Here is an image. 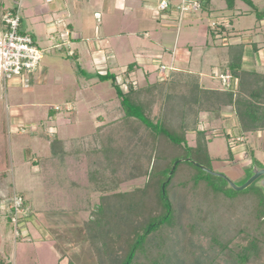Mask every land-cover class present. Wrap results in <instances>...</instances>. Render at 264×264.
<instances>
[{
  "label": "trees",
  "instance_id": "trees-1",
  "mask_svg": "<svg viewBox=\"0 0 264 264\" xmlns=\"http://www.w3.org/2000/svg\"><path fill=\"white\" fill-rule=\"evenodd\" d=\"M225 3L231 9L235 0ZM252 10L256 20L264 19V13ZM230 24L229 19L207 29L213 39L238 35ZM225 45L230 56L221 73L228 70L231 79L218 88L201 86L196 73L171 64H163L164 77L144 86L130 80L133 62L127 64L122 82L114 72L97 73L98 82L109 80L114 88L118 106L113 110L119 117L96 127L100 144H84L80 156L74 155V148L68 153L79 163L88 153L94 155L85 172L97 203L83 223L94 264H264V194L259 188L235 200L234 190L219 185L221 177L189 161L185 169L177 162L168 176L178 158L211 161L203 158L208 154L202 140L205 131L199 127L202 112L220 118L223 108H231L236 122L231 126L238 137L264 133V71L243 65L246 43ZM4 125L0 121V178L7 167ZM188 132L195 134L194 145L187 140ZM167 146L170 151H165ZM138 178H144L140 185L121 188ZM13 194L28 205L22 194Z\"/></svg>",
  "mask_w": 264,
  "mask_h": 264
},
{
  "label": "rangeland",
  "instance_id": "rangeland-1",
  "mask_svg": "<svg viewBox=\"0 0 264 264\" xmlns=\"http://www.w3.org/2000/svg\"><path fill=\"white\" fill-rule=\"evenodd\" d=\"M57 1L21 0L24 14L25 10H32L34 6H40L48 12H54L55 15L53 14V19L51 18L54 26L51 25V28L44 27L47 19L39 18L43 20L41 21V28L43 29L39 30L33 27V24L30 22L31 18H27L28 15H25V29L28 34L32 35L37 47L43 53V57L39 63L41 74L39 70L32 72V82L26 81L23 84L21 82L6 84L0 79V121L6 125L14 121L16 124L15 132L19 128L25 132L22 136L9 132L7 136V167L5 176L0 178V201L10 198L14 192L20 193L26 199L28 198L27 204L32 206V208L46 207V213L49 215L48 220L54 218L60 219L64 223H71L69 226L72 232L75 228L72 226V220L76 223L81 218L85 219L86 217H82L85 216V211L73 209V213L67 214L68 209L63 211L59 208L62 205L69 208L79 207L80 204L85 203V196H87L85 193H88L90 190L88 187V191L85 190V185L88 186L89 182L84 171L87 169L86 162L88 158H92L94 155L88 153V156H85L86 162H83V165H85L84 168L86 169L81 173L80 170L82 171V168L75 169L76 164L79 163V158H57L54 169V163L50 161H54V159L50 156L59 154L62 151L61 156L68 157V153L73 148L74 155L80 156L84 144H88V142H90L89 145L92 143L95 145L100 144V138H98L100 134H97V125H103L108 120L114 121L119 117L118 113H115L113 110L114 107L118 106V101L115 98V90L110 81L98 82L95 87L91 85L92 78H96L97 73L103 74L105 72L101 68V64H99L101 62L97 61L101 58L105 62L111 60L107 53L96 56L92 54L93 48L98 47L96 44L98 39L104 38L103 43L106 47L112 49L111 57H115L118 63L133 62L138 66L136 80L139 84L138 82L136 83L139 86L147 84L143 76V71L146 67L154 68L159 63L169 65L171 62V58L168 56L170 51L163 50L165 48L169 47L172 52V48L175 46L174 53L176 54V59L173 65L184 69L185 55L189 53L187 43L192 46L191 54H194L192 57H199L200 55L201 64L198 63L195 67L193 66L194 69L204 72L208 71V73L209 71L212 73L221 72L224 62H227L230 56V52L228 54V46L225 44L235 43L236 41L243 42L245 39H248L254 43H259L264 48V23L260 24V21L256 20L255 13L252 10L256 7L257 10L264 13V0H251V5L243 0H235V7L230 10L225 8L224 0H213L212 5L216 8L217 12L211 14L210 17L204 15L203 19L198 17L193 22H187V18H185L181 21L178 29L177 21L174 18L167 17V22H171L169 25L165 24V19L160 20V17L166 18V15L157 11V4L154 1L152 2V0H148L149 3H144L143 9L139 7L138 1L131 0V6L136 7V10L124 14L125 10L123 7L126 5L123 2L124 0H64L66 4L59 9L60 11L49 10L52 5L58 3ZM0 2L9 5L12 3V0H0ZM170 14L177 15L176 12H171ZM59 16L65 22L58 23L57 17ZM227 16L233 17L230 27L238 31V35L214 39L210 34L205 35L207 25H210L211 22H222L225 18V23H227L229 20ZM67 23L73 25L72 29L70 28V35L63 32L67 27ZM164 27L170 28L165 39L160 36V30ZM60 32H62V35ZM81 34L84 38L79 42V47L83 46L88 49L81 51L78 47V50L84 56L87 63L81 58L78 59L77 57L74 58L68 55L70 36L72 35L73 38L74 36L78 37V41H80ZM60 40L62 44L57 45ZM206 41L207 44L205 43ZM203 44L206 45L201 47ZM73 48L76 49L77 47L74 46ZM200 50L205 51L203 53L201 51V54ZM258 54L259 56L254 68H257L259 72H263L264 56L262 57L260 51ZM106 69L116 74L117 82L123 81L124 77L122 74L124 73V69H110V67ZM155 75L164 77V70H161L160 66H158ZM24 76H29V73H24ZM213 77L214 84L210 83V85L214 87L219 86L221 83L219 78L214 75ZM202 83L209 85V83H206V79ZM72 102L74 103V109L67 111L64 106L65 103L72 104ZM100 103H104V106L97 105ZM227 109L228 107L223 108L220 114L229 119L232 116L231 119L233 120L235 118L234 112L232 114L226 113ZM206 116L204 123H201V127L199 126L205 131L202 140L205 142L204 146L208 154V156L203 158L210 157L212 159L211 161H206V159L201 160L203 165L225 174L237 185L242 184L249 177V171L253 164L261 167L263 165L264 140L262 138L264 137V133L248 132L243 133V137H238L236 127H230V123L227 124V122L220 119L222 116L218 118L216 114L211 112H207ZM208 117L210 120H208ZM200 118H202L201 115ZM46 135L50 141L46 138ZM82 135L88 138L87 143L86 140H75L74 137ZM52 136L57 137V139H71L65 140L62 148L61 142H56ZM186 137L190 145L195 144V134L193 132H188ZM51 141L53 144L51 143L50 146ZM229 148H232L230 149L231 153H233L232 160H230L228 154ZM63 149L65 150L63 151ZM170 150L171 148H168V146L165 149V151ZM33 158L35 160L43 158V161L45 160L44 158L51 159L45 160V163L39 162L33 164ZM253 158L255 159L253 160ZM178 159L180 160V158ZM179 162H181L180 167L182 169L188 167V163H185V160H180ZM178 169L176 170V174ZM182 169L179 170L182 171ZM69 171H72V173L69 174ZM182 173L185 174L184 172ZM143 179L138 178L127 182L124 184L125 189L123 190L140 185ZM223 180H218L221 187L225 185L227 189L234 190L227 182L224 183ZM254 187L262 190L256 183H252L242 190H234L237 193L233 194L236 196L234 199L241 200L245 198L250 190L254 191ZM96 203L97 198L95 196L94 204ZM57 204L60 206H56ZM92 206L94 205L92 204ZM23 220H25L24 217L19 219L17 224L18 230L21 229L20 226ZM0 222H6V218L3 215H0ZM6 224L4 233L8 236V244L6 247H2L1 251L11 256V261L7 262V264H15L18 261L15 262L12 259L14 256L13 252L15 253V245L12 242L14 240L12 236L13 226ZM58 228L61 231L70 230L68 226ZM83 228L82 224V227H78V230L84 231ZM64 249L67 250L66 248ZM18 251L19 249H17V253ZM69 251H72L73 254H69L73 258H78L80 254H84L85 252L90 255L92 247L89 245L86 237L83 247L79 243L74 242L69 247ZM0 256L3 257L4 254L0 253Z\"/></svg>",
  "mask_w": 264,
  "mask_h": 264
},
{
  "label": "crops",
  "instance_id": "crops-1",
  "mask_svg": "<svg viewBox=\"0 0 264 264\" xmlns=\"http://www.w3.org/2000/svg\"><path fill=\"white\" fill-rule=\"evenodd\" d=\"M136 1H138L139 5H140L139 7H142L141 9H143V4L144 3H149L148 0H136ZM153 1L156 4H158V2H159L158 0H152V2ZM212 1L213 0H200L201 4L203 2L204 7L202 8V6H201V9L198 12H196L194 14L187 15L185 17V18H187L186 19L187 22H189V21L193 22L198 17H200V19H203L204 15H207V17H210L211 14L217 12L216 8H214V6L212 5ZM57 2L58 3L56 5H52L49 10H51V11H60L59 9L62 8L66 4V2H64V0H58ZM123 2H125L126 5L128 4V6L125 5L123 7L124 10H125L123 12V14L126 13V12H133V11L136 10V7H132L131 6V4H130L131 0H124ZM176 3H177V0H169V8H168V10L166 12L165 11L164 12H160V13L166 15V18L160 17V20L162 21L163 19H165V21H166L165 24H167V25L171 24V22H167V20H166L167 17H172V16H170V12L169 11L170 10L175 11ZM16 5H19V8H20V14H21L20 24H21V28L24 31H26V29H25L26 28L25 27L26 22H25V19H24V18H26L25 15H28L27 18H31L30 22L33 24V27L37 28L39 30L43 29V28H41L42 27L41 26V23H42L41 21H43V20H40L41 18L42 19L44 18V20L47 19V21L45 22L46 24L44 25V27H46V28L50 27L51 28V25L54 26V24H52V21H51V18L54 17V15H55L54 12L53 13L52 12H48V11L42 9V7H40V6H34V8L32 10L31 9L25 10V14H24V11L22 10L23 8H22L21 0H12V3L9 4V5L8 4L5 5L4 3L0 2V17H1V13L6 8H12V7H15ZM234 7H235V3H234L233 8H231V9H234ZM126 8H127V10H126ZM225 8L227 9L226 3H225ZM156 9H157V5H156ZM61 12H62V9H61ZM227 17L231 20V23H232L233 17L232 16H227ZM35 20H36V22H35ZM57 22L58 23H63L65 21H64V19L62 17L59 16V17H57ZM262 23H264L263 19L260 20V24H262ZM180 24H181V21L180 22L177 21V26H178L177 29L179 28ZM66 26L67 27L65 28V31H63V32L66 33L67 35H70L71 34L70 28L72 29L73 25L70 24V23H67ZM207 27H208V25H207ZM207 27H206V30H205V35L206 36H207V34H209V30L207 29ZM254 28H255V25H254ZM169 29L170 28H168V27H164V28H162L160 30V36L163 39L166 38V34L169 32ZM60 33L62 35V32H60ZM83 38L84 37L82 36V34H81L80 41H78L79 40L78 37L74 36V38H73L72 35L70 36L69 41L67 40L68 44L70 45V47L68 49L69 50L68 51V55H70L71 57H74V58L77 57L78 59L81 58V59H83V61H85L87 63V61L85 60L84 56H82L80 54L79 50H78L79 42H81L83 40ZM103 39L104 38L98 39V42H96L98 47L97 48H93V50H92V54L95 55V56L99 55V54H103L104 55L105 53H107L109 58L111 59L109 62H107V61L105 62L103 60V58H101L99 61H97V62H101V63H99V64H101L100 66H102L101 68L104 69L105 72L109 71V69L105 70V68H107V67H110V69H122V70L124 69L125 70L127 64H129L131 62H129V63L128 62H126V63H118L117 60L115 59V57H113V56L111 57L112 49L106 47V45L103 43ZM202 40H203V38H202ZM243 42L246 43V45H245V49H244V54H243L244 56H243L242 63L246 67L254 68L255 67V63H256V61L258 59V56H259V54H258L259 51L261 52L262 57L264 56V54H263L264 53V48H262L261 45L256 42L255 44L257 45V50H254V45H252L253 44L252 40H248V39L246 40L245 39ZM249 42H252V44H249ZM58 43H57V45L62 44L61 40L58 41ZM205 43L207 44V41ZM235 43H237V41ZM206 44L201 45V47H204V45H206ZM74 46L77 47V48L76 49L73 48ZM187 46H188L189 53L187 55H185L186 57H185V68L184 69L176 67V66L173 65V63L175 62V59H176V54L174 53L175 46L172 48V50H173L172 52H171L169 47L167 49L166 48L163 49V50H167V52L170 51V54L169 55L167 54L171 58V62L169 64H171L175 68L182 69V70H185L187 72L196 73L199 76V83L203 87H206V88H217V87H220L222 85L221 83L217 87H214L213 85H210V83L214 84L213 83V78H214L213 75L218 77V75L221 72L212 73V72L209 71V73H208V71L204 72V71H201L199 69H194L195 65H198V63L201 64L200 55H199V57L198 56L192 57L194 55L193 53L191 54V52H192L191 51V47L192 46L190 44H188V43H187ZM248 47H250V49H248ZM79 49L81 51H85V49L87 50L88 48L87 47L84 48L83 46H80ZM151 50H153V49H151ZM146 51H148V50H146ZM149 51H150V49H149ZM201 51L203 53L205 50H200V53H201ZM228 54H229V48H228ZM42 57H43V53H42ZM162 57H163V55H162ZM225 62H224V64H225ZM110 64H112V65L109 66ZM160 64H165V63L156 64V67H154V68L153 67H146L144 69L143 76L146 79L147 83L148 82H152L153 80H155L158 77V76L155 75V73L157 72L158 66ZM134 66H135V69L132 72H130L129 76H130V80L138 82L136 80L137 79L136 76H137L138 66L135 63H134ZM254 69L257 70V68H254ZM37 70H39V73L41 74L40 67ZM134 75H135V77H134ZM40 78H38V80H40ZM205 79H206V83L207 84L209 83V85H205V84L202 83L203 81H205ZM92 80L94 82L92 81L91 85H94V87H95V85L98 83V81H97V79L95 77H93ZM26 81H29V83L32 82V73H29V76H27V77H25L24 74H23V76L15 78V79H13V81H10V82H16V83H20L21 82L23 84V83H26ZM138 84H139V82H138ZM91 88L93 89L92 86H91ZM97 105L103 107L104 103H100V104H97ZM64 106H65V109L67 111H72L74 109V103L73 102H72V104L71 103H65ZM106 106L108 107V105H106ZM228 109H227L226 113H231L232 114V112H233L232 109L231 108H228ZM200 115L202 116V118H200L202 120V122L200 121L199 126L201 127V125L205 121V117H207L206 116L207 112H202V113H200ZM203 117H204V119H203ZM231 118H232V116H230V119H229V118H226L223 115L222 118H220V119L224 120V122H227V124L230 123V126L231 125H235L236 124L235 118L233 120ZM208 120H210L209 117H208ZM9 124L8 125H6V124L4 125L5 136H4V140L3 141H4V143H6L5 147H6V145L8 146V143H7V138L8 137L7 136L9 134V132L10 133H16L17 135H21V136L25 134V132L21 128H19V130H17L15 132L16 124L14 123V121H13V123H9ZM99 125L100 124H98L97 126H99ZM20 129H21V131H20ZM55 130H56V128H55ZM52 137H54V136H52ZM81 137H84V136L82 135V136H77V137H74V138L77 139V138H81ZM46 138L48 139L49 137L46 135ZM69 139H71V138H68V139H65V138L64 139H57V137H56L55 141L56 142L59 141V143L61 142V146L63 148L65 140H69ZM51 143L53 144V142L52 141L50 142V146H51ZM64 150L65 149H63V151ZM61 154H62V151L59 154L50 156L52 159H54L55 162L53 160H50L51 158H44V159L45 160H50L51 162H53L54 163V169H55V167H56V159L57 158H61V157H63V158H73L71 155L70 156L67 155L68 157H66V156H61ZM7 156H8V151L6 149V158H7ZM33 160H32L33 164H36V163H39V162L40 163L41 162H43V163L46 162L45 160L43 161V158H37L36 160L33 158ZM83 162H86V160H84V161H82L80 163H77L76 166H75V169L76 168L77 169L78 168L79 169L82 168V171L80 170V173L83 172V170L85 169L84 168L85 165H83ZM54 172H56V171H54ZM69 172H70L69 174L72 173V171H69ZM84 174H86L85 171H84ZM124 184H126V183H124ZM124 184L121 185L122 189H125V185ZM85 186H86L85 190L88 191V188L90 190V191H88L89 194L85 193V195H87V196H85V203L83 202V204H80L79 207H77L76 206L77 204L74 203V204H76L75 205L76 207H70V208L67 207V206H63L62 205L59 209L63 210V211H66L68 209L67 214L68 213H73V211H74L73 209L78 210V211H85L84 212L85 216H82V217H86L85 219H87L88 218V214H89V210L91 209L92 204L94 205L95 193L91 191L89 185L88 186L85 185ZM27 200H28V198H27ZM27 206L29 207V212L23 216L25 220L22 221V224L20 226L21 229H19V231H20L19 236L15 237L14 233H13V230H12V236H13V239H14V240H12V242H14V245H15V253L13 252L14 256H13L12 259L15 260V262L18 261L19 264H94V257H93L92 252L90 253V255H88L89 253L85 252L84 254H80V256L78 258L77 257L73 258L72 255H71V254H73L72 251H69V247H71L72 243H74V242L75 243H79L82 247L84 245V239H86L85 232L83 230H80V229L78 230V227H82V224L85 221L84 218H81V220H79V221L76 220L77 221L76 223H75L74 220H72L73 221L72 222V226H74L75 228L71 232V229H70L71 227L69 226L71 223H69V222L64 223L62 220L54 219V218H52L51 220H48L49 219V215H47V213H46V207H43V208L37 207L36 209H34L30 205H27ZM56 206L59 207L60 205L57 204ZM0 215H3L6 218V222H0V253L4 254L3 257L0 256V262H2V264L3 263L7 264V262L11 261V256L8 255V253H3L1 251V249H2V247H6L7 244H8V241H7L8 236H7V234L4 233L5 232V228H6L5 224L7 223L8 226H12V224H11L10 220L7 218V215H8L7 213L0 212ZM23 217H21V218H23ZM68 218H70V217H68ZM56 222L58 223V226H57ZM62 226H68L70 230L61 231V229H59L58 227L61 228ZM64 248H66L68 251L65 250ZM17 249H19L18 253H17ZM83 249H86V248H83ZM69 253H71V254H69ZM18 263H15V264H18Z\"/></svg>",
  "mask_w": 264,
  "mask_h": 264
},
{
  "label": "built area",
  "instance_id": "built-area-1",
  "mask_svg": "<svg viewBox=\"0 0 264 264\" xmlns=\"http://www.w3.org/2000/svg\"><path fill=\"white\" fill-rule=\"evenodd\" d=\"M169 8V0H159L157 11L166 12ZM201 9L200 0H177L176 12L170 14L176 21L180 22L189 14H194ZM21 14L19 5L6 8L0 17V79L4 83H9L15 78L23 76L24 73L37 71L42 58V51L39 49L30 34L21 28ZM222 22H211V27H218ZM161 70L166 69V65H159ZM223 85L230 83L231 74L227 70L219 74L218 77ZM1 211L7 213L13 226L15 237L19 236L17 223L20 217L29 212V207L23 205V198L13 194L10 198L0 201Z\"/></svg>",
  "mask_w": 264,
  "mask_h": 264
},
{
  "label": "water",
  "instance_id": "water-1",
  "mask_svg": "<svg viewBox=\"0 0 264 264\" xmlns=\"http://www.w3.org/2000/svg\"><path fill=\"white\" fill-rule=\"evenodd\" d=\"M180 160L192 162V164L199 167L204 172H207L211 175L223 178L227 182V184L231 188H233L234 190H242V189L248 187L249 185H251L252 183H256V185L262 189L261 191L264 194V167L263 166L261 167V166H258L256 164H253L250 168V171H249V177L242 184L237 185L231 179H229L225 174L214 171V170L206 167L203 164H200L196 161L191 160L188 157L181 158ZM180 160L178 159V160L174 161V163H173V165H172V167L168 173V176H170V174L172 173L176 163L179 162Z\"/></svg>",
  "mask_w": 264,
  "mask_h": 264
}]
</instances>
